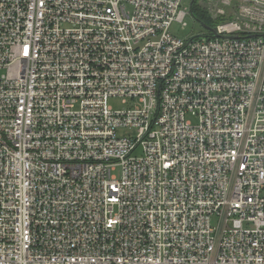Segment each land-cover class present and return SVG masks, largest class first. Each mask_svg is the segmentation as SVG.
I'll use <instances>...</instances> for the list:
<instances>
[{
    "label": "built area",
    "instance_id": "built-area-1",
    "mask_svg": "<svg viewBox=\"0 0 264 264\" xmlns=\"http://www.w3.org/2000/svg\"><path fill=\"white\" fill-rule=\"evenodd\" d=\"M234 1L182 41L181 0H0V264H264V0Z\"/></svg>",
    "mask_w": 264,
    "mask_h": 264
},
{
    "label": "rangeland",
    "instance_id": "rangeland-1",
    "mask_svg": "<svg viewBox=\"0 0 264 264\" xmlns=\"http://www.w3.org/2000/svg\"><path fill=\"white\" fill-rule=\"evenodd\" d=\"M191 0H181V8L187 12V15L184 19L183 24L181 23H173L170 26L169 32L171 35L176 38L187 41L194 37L207 36L208 30L202 27V25L194 20L192 16L189 14V5ZM197 5L205 8L210 17H212L213 25H217L222 23L227 19H232L234 17L235 8L239 6V3L232 0L229 4H225L222 0H197ZM225 5H224V4ZM135 101L126 98H110L108 100V105L111 107L113 111H123L134 105ZM186 121H189L193 125L197 123V119L194 117L188 116ZM139 153V149L136 154ZM211 225L216 226V219H211Z\"/></svg>",
    "mask_w": 264,
    "mask_h": 264
},
{
    "label": "trees",
    "instance_id": "trees-1",
    "mask_svg": "<svg viewBox=\"0 0 264 264\" xmlns=\"http://www.w3.org/2000/svg\"><path fill=\"white\" fill-rule=\"evenodd\" d=\"M197 4V0L190 2L189 10L192 18H194V20L198 21L200 24L205 25L206 27L211 28L215 26L213 25L214 23L212 22V17H210L208 11Z\"/></svg>",
    "mask_w": 264,
    "mask_h": 264
},
{
    "label": "water",
    "instance_id": "water-1",
    "mask_svg": "<svg viewBox=\"0 0 264 264\" xmlns=\"http://www.w3.org/2000/svg\"><path fill=\"white\" fill-rule=\"evenodd\" d=\"M193 1H194V0H192L191 2H193ZM201 25H202V24H201ZM202 27H204V28L207 29L208 31L213 32V34L216 33L215 29H211V28H209V27H206L205 25H202Z\"/></svg>",
    "mask_w": 264,
    "mask_h": 264
}]
</instances>
